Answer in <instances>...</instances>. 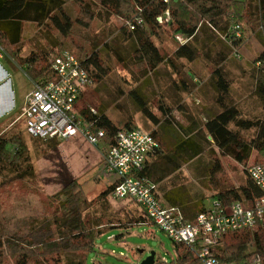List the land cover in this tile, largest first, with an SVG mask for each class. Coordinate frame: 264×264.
<instances>
[{
  "label": "trees",
  "instance_id": "trees-1",
  "mask_svg": "<svg viewBox=\"0 0 264 264\" xmlns=\"http://www.w3.org/2000/svg\"><path fill=\"white\" fill-rule=\"evenodd\" d=\"M75 1L81 2L84 17L89 19L95 14L101 15L102 10L109 15H122L128 3L135 7L126 17V28L111 39L114 43L111 51L126 69H130L131 65L144 66L143 76L146 79L143 82L138 81L139 84L127 97L137 106L139 112L157 126L172 123L170 119L174 121L172 113L175 108L179 111L188 110L178 92L182 89L189 91V80L192 82L194 75L190 73V79H185L181 87L174 89L175 94L170 97L171 106L160 105L164 117L159 119L150 109L156 94H149L145 89V84L151 80L148 74L156 75L162 65L179 74L184 71L181 61L195 63L199 58L207 60L213 67L212 76L205 86H212L214 93H217L219 112L208 118L204 127L198 125L197 118L192 119L188 127H176L179 137L174 136L170 150L164 151L160 144V149L152 156V161H147L141 176L150 179L158 191L162 190L170 205L177 208L187 219L208 210L205 202L208 199L207 194L223 205L236 201L252 202L259 198L262 192L249 176L245 185L235 189L224 183L223 163L218 155L247 165L253 152H256L257 159L253 164L264 162V114L253 118L245 117L240 107L232 103L230 96L233 80L229 78L230 70L227 68L230 58L234 54L239 56L244 42L243 29L242 38H237L232 29L234 25L242 26L245 22L253 31H257V36L263 43V51L258 55L253 69L256 75L252 93L264 113V0H172L168 5L160 0H97L95 4L99 6V11L92 3ZM67 4L68 0H0V46L4 51L20 46L24 41L23 23H36L39 27H45L50 47L48 53L43 46L36 43L34 46L39 50L34 51L30 59L39 58L44 63L47 56L60 52L53 53L55 49L64 46L59 37L68 39L76 25L66 9ZM166 10H170L172 16L167 25L174 28L175 33L184 40L183 43H178L173 54L168 57L161 53L154 42L155 33L162 26L157 18L164 15ZM137 17L143 18L144 22L138 24L135 21ZM7 22L9 26H1ZM77 22L86 25L80 19ZM129 23L135 24V30L129 28ZM53 29L58 32L59 37L53 36ZM109 39L105 38L100 42L91 56L85 59L78 57L84 62L94 83L109 76L99 58L100 53L108 51L106 47ZM213 53L215 55L212 56ZM41 62L37 66L45 76L42 81L53 80L51 66L44 67ZM108 108L100 107L96 114H92L91 109H83L81 112L89 121L94 122L95 129L106 131L105 140L107 144L113 145L122 130L107 115ZM133 128L136 127L130 122L126 130ZM8 132L0 125V176L8 173H22V179L34 176L25 140L19 134L10 136ZM250 132L253 136H250ZM35 140L38 141L36 145L49 151H55L59 146L55 140ZM204 157L208 158L207 162ZM190 165L194 167L191 169L194 177L202 183V192L199 195H194L187 185L181 183L182 173L176 174ZM176 177L179 178L174 180ZM114 188L115 185L112 184L98 198L89 200L79 181L73 180L59 193L55 201L57 206L50 211L42 204L34 210L30 204V210H22V220L14 223L0 221L1 227L3 226L0 229V264H85L87 255L95 249L97 238L118 227L107 214V199ZM99 204L107 210L101 215L98 214ZM135 206L141 209L136 204ZM142 213L143 217L131 220L130 225L140 223L142 218V223L149 222L143 211ZM223 242V249L216 253L219 264H247L256 255L260 256L264 264V226L229 234ZM175 245L178 264L199 263L190 250Z\"/></svg>",
  "mask_w": 264,
  "mask_h": 264
},
{
  "label": "rangeland",
  "instance_id": "rangeland-1",
  "mask_svg": "<svg viewBox=\"0 0 264 264\" xmlns=\"http://www.w3.org/2000/svg\"><path fill=\"white\" fill-rule=\"evenodd\" d=\"M85 1V3L89 2V0ZM76 4L78 2L75 0H68L67 9L76 22L70 37L64 40L59 37L58 32L52 30L53 36L56 35L64 43L63 47L55 49L53 53L68 50L77 57L85 59L91 56L93 51H96L95 48L100 42L105 38H110L106 47L108 51L99 55L109 76L100 82L97 81L96 85L94 84L86 90L87 92L79 102L80 111L109 107L107 115L121 130H126L127 125L132 122L133 127L151 131L153 129L151 121L139 112L137 106L127 97L138 81L143 82L146 79L143 76L144 66L131 65L130 69H126L118 62L116 54L111 51L114 46L111 39L118 34L119 29L126 28L128 21L126 17L133 12L134 6L129 3L125 5L122 15L114 13L109 15L103 10L104 13L101 15L95 14L93 18L89 19L84 17L83 8ZM95 8L97 9V7ZM77 19L84 21L86 25L78 23ZM161 25L159 32L155 33L154 42L165 57L171 56L178 43H181L180 41L183 43L184 40L183 38L178 39L179 35L175 33V29L168 26L167 23ZM242 29L244 32V42L242 43L244 46L242 45L240 53L242 58L231 57L227 63L230 78L233 80L230 99L232 103L240 107L245 117L253 118L264 114L262 106L252 93L256 75L253 69L256 57L261 51V42L257 31H253L247 23L244 22ZM31 49L39 50L36 46H32ZM180 64L184 67V71L179 74L166 65L161 66L157 72L159 77L148 74L151 80L145 84V89L149 94H156L150 109L154 115L163 118L160 105L171 106L172 100L169 96L174 95V89L178 86L181 87L185 79H190L189 73H192L195 78H198L197 82L194 78L192 82L190 79L189 91L186 93L180 91L178 94L188 110H192L197 118H200L203 114L201 112L203 105L210 107L215 101L214 98L212 101V99L202 96V93L205 94L207 89L205 83L209 79L213 67L201 58L195 63L183 60ZM201 83L204 86H201ZM180 112L175 108L172 115L178 121L185 122L180 116ZM7 134L10 136L19 134L25 140L34 176L24 179H22V173L20 175L8 173L0 176V221L4 223L22 220V210H30V204L34 210L36 207H41V204L48 211L55 208L57 206L55 201L59 193L73 180L79 181L89 200L98 198L113 184L112 177L107 175L104 169L105 157L109 148L106 140L98 147L91 146L82 139L64 144L59 142L57 150L49 151L43 146L36 145L38 141L27 134L23 118ZM249 134L253 136L252 132ZM249 134L245 133V135ZM218 157L223 163L224 183L226 182V185L234 189L245 185L248 180L247 168L255 161H251L248 165H241L232 159L219 155ZM203 159L205 162L208 161L207 157ZM190 170L191 168L188 167V176L181 177V183L187 185L194 195H199L202 192V183L193 177ZM207 195L208 199L212 200L211 195ZM107 203V210L109 209L107 214L114 219L113 221L118 227L112 228L97 238L95 249L87 255L85 264H142L152 253L156 255L155 264H178L176 262V245L165 233L152 223L141 224L143 218L140 223L134 226L130 225L131 220L143 217L141 209L139 210L134 203L118 201L112 196L108 197ZM206 203L209 204V202ZM107 210H104L99 204V215ZM2 227L0 225V229ZM223 245L220 249H223ZM247 264L250 263L247 262Z\"/></svg>",
  "mask_w": 264,
  "mask_h": 264
},
{
  "label": "built area",
  "instance_id": "built-area-1",
  "mask_svg": "<svg viewBox=\"0 0 264 264\" xmlns=\"http://www.w3.org/2000/svg\"><path fill=\"white\" fill-rule=\"evenodd\" d=\"M160 1L168 5L172 0ZM170 14L166 10L158 22L167 23ZM135 21L144 22L141 17ZM128 26L132 31L136 28L134 23ZM232 30L237 38L243 37L241 25H234ZM0 52H4L1 46ZM50 66L54 79L38 82L26 99L22 118L27 133L63 144L82 139L98 147L105 141L106 131L95 129L94 122L79 109L83 94L95 84L84 62L72 52L61 50L52 55ZM90 112L96 114L95 109ZM159 149L160 143L151 133L133 128L118 133L105 157L104 169L115 179L111 196L139 206L149 220L141 224L152 223L175 244L190 250L199 260L197 264H219L216 253L227 235L264 226V162L247 168L248 176L262 192L259 198L225 205L214 200L206 212L187 219L177 208L164 204L157 186L141 176L147 161ZM250 264H262L260 256L256 255Z\"/></svg>",
  "mask_w": 264,
  "mask_h": 264
},
{
  "label": "crops",
  "instance_id": "crops-1",
  "mask_svg": "<svg viewBox=\"0 0 264 264\" xmlns=\"http://www.w3.org/2000/svg\"><path fill=\"white\" fill-rule=\"evenodd\" d=\"M92 2H94V3H92ZM80 3L81 2H78V4H76V5L78 7H83V5L82 6L80 5ZM89 3H92V6L94 8L97 7L98 11L100 10V8H98L99 6L95 4L94 0L93 1L89 0ZM67 6L68 5H66V9H67ZM67 11H68V9H67ZM68 13L70 14L69 11H68ZM102 13H104L103 10H102ZM70 16L72 17L71 14H70ZM9 25H10L9 22H7L6 24H3L1 26L4 27V26H9ZM160 27H162V26H160ZM45 30H46L45 27L44 28L39 27V25L36 23L24 22L23 23L24 41L22 42V44L20 46H17L15 48L11 49V50L4 51L3 53L0 52V125L5 127V131L11 130L14 126H16L18 124V122L21 121L22 112H23V109L26 105V99H27L28 95H30L32 93V91L35 88V85L38 82L42 81V78L45 77L41 74V71H40L39 67L37 66L41 62V59H39V58L38 59L35 58V60L30 59V56L35 51V50H32L31 48H32V46L36 45V43L43 46L44 50L49 51L50 44L46 38ZM122 30H123V28L119 29V31L117 33L122 32ZM34 39L36 40V42H30V41H34ZM26 41H28V42H26ZM260 42H261V51H260V53H261L263 51V43H262L261 39H260ZM242 47L239 50V56H236L234 54L232 56V58H235V59L237 57H238V59L242 58V56L240 55V53L242 51ZM213 55H215V53H213L212 56ZM51 57L52 56H50V57L47 56L45 62L44 63L41 62L44 67L50 66ZM257 57H258V55H257ZM205 62L208 64L210 63L207 60ZM152 74L153 73H151L150 75H152ZM191 74L189 73V75H191ZM155 76L159 77L158 73H156ZM211 76H212V73H211L210 77ZM193 78L197 82L198 78H195V76H193ZM138 84L139 83H137L136 85H138ZM95 85H96V83H95ZM201 86H204V85L201 83ZM134 88L135 87H133L132 90ZM86 92L87 91H85V93ZM181 92L186 93L183 89L181 90ZM202 96H203V98L205 96L209 99H212V101L214 98L215 101H213V104H211L210 107H208L207 105H203L204 107L201 109V112H203V114L200 118H197V116L193 113L192 110H185V111L180 112V116L183 117V120L185 122L178 121V119L174 116H173L174 121L172 119H170L172 121V123H165V124L157 126L153 122H151L153 129L151 131H147V132L151 133L157 139V141L163 146L164 151L170 150L171 145H173V143H174L173 142L174 136L179 137V134L176 131V127H188V125L191 124V120L196 119V118L198 121V125L200 127H204L208 118H210L211 116H213L217 112H219L218 105L216 102L217 93H214V89L212 86L207 87L205 94L202 93ZM169 97H171V96H169ZM162 114L163 113L161 112V115ZM157 117L159 119L161 118L159 116H157ZM173 123H175V124L173 125ZM136 128H138V127H136ZM208 139L211 140L210 137H208ZM152 159L153 158L151 156L149 158V160L152 161ZM256 159H257V153L253 152L248 164H250L251 161L254 162ZM251 165H253V164H250V166ZM187 168H188V166H185L180 172H177L176 174L182 173V177H185V176L187 177L188 176ZM190 168L193 169L194 167L192 165H190ZM190 172L194 177L192 170H190ZM177 178H179V177H176L174 180H177ZM111 181L114 182L115 179L112 177ZM159 195H160L161 200L164 202V204H166L167 206H171L170 203L164 198V196H163L164 193L162 192V190H161V192L159 191ZM214 200L215 199H212V200L207 199L205 201V202H209V204L206 203L207 208H210V206Z\"/></svg>",
  "mask_w": 264,
  "mask_h": 264
},
{
  "label": "water",
  "instance_id": "water-1",
  "mask_svg": "<svg viewBox=\"0 0 264 264\" xmlns=\"http://www.w3.org/2000/svg\"><path fill=\"white\" fill-rule=\"evenodd\" d=\"M210 139H211V138H210ZM155 258H156L155 253H152V254L150 255V257H148L146 260H144V261L142 262V264H155Z\"/></svg>",
  "mask_w": 264,
  "mask_h": 264
}]
</instances>
